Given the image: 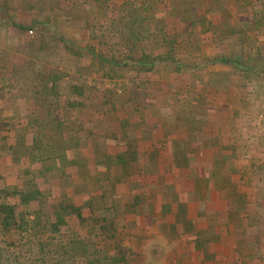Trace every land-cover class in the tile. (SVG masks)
I'll list each match as a JSON object with an SVG mask.
<instances>
[{"label":"trees","instance_id":"obj_1","mask_svg":"<svg viewBox=\"0 0 264 264\" xmlns=\"http://www.w3.org/2000/svg\"><path fill=\"white\" fill-rule=\"evenodd\" d=\"M119 1L109 14L104 5L107 0H88L87 9L76 8L81 4L78 0H0V16L7 25L23 32L38 25L40 34L51 36L49 41L39 44V49L55 51L58 63L65 64L69 71L74 69L68 75L65 97L57 91L60 72L36 71L44 75L43 91L55 98L51 101L48 97L40 104L48 118L31 119V123L29 119L0 120V264H129V250L124 246L127 223L120 225L118 220L125 217L120 207L128 195L133 197L125 203V212L137 217V221L145 220V241L147 232L155 225L166 224L169 230H175L174 222H169L172 205L157 203L163 192L157 191V184L144 180L145 171L152 174L156 170L152 167L157 165L153 159L163 154L162 147L154 149L156 143L149 145L155 152H144L146 144H142L140 137L147 134L151 138L154 134L139 117L143 113L140 97L157 96L162 91L152 78L159 71L181 74L183 67L191 64L199 68L215 63L243 74H261L257 63L261 61L259 50L255 55L250 54L252 50L240 51L239 55L220 54L189 62L188 51L197 46L189 34L191 26L172 34L163 26L158 31L161 39L156 40L151 32L145 36V22L149 25L152 17L147 15L141 21L143 14L137 5L129 0ZM255 1L250 16L262 21L264 0ZM32 9L28 24L14 21L15 15ZM56 15L62 22H57ZM40 16L45 18L38 23ZM254 31L257 29L251 27L250 36L240 44L248 48L254 44ZM70 32L81 33L80 38L70 37ZM159 44L164 50H153ZM83 74L85 82L94 81L91 86L84 83L83 87L89 88L91 107L97 115L87 121L83 117L85 104L75 99L77 94L83 95L79 84ZM185 102L182 105L188 110L185 123L189 127L191 105ZM49 110L56 113L52 120ZM81 133L87 148L83 159L77 150L81 148ZM130 136L139 139L129 143ZM48 138L53 141L51 144ZM65 142L70 144L68 149H64ZM70 150L75 155L68 160ZM179 152L183 156L192 153L191 148ZM55 172L60 175L53 177ZM159 208L161 216L154 218ZM137 221L132 224L136 226ZM180 224L182 233L191 236L193 223ZM142 234L135 233L138 239ZM194 237L195 251L201 258L215 254L214 247H207L209 240ZM244 241L257 246L254 236L248 235ZM217 248L222 252L223 247ZM184 255L178 251L171 253L176 263Z\"/></svg>","mask_w":264,"mask_h":264},{"label":"crops","instance_id":"obj_2","mask_svg":"<svg viewBox=\"0 0 264 264\" xmlns=\"http://www.w3.org/2000/svg\"><path fill=\"white\" fill-rule=\"evenodd\" d=\"M86 1L88 0H78L81 4L76 8H89ZM129 2L142 10L141 21H145L147 15L152 17L149 25L145 22V36L151 32L155 34L151 36L160 41L158 31L163 26L167 27L166 31L170 34L181 33L191 26L189 34L193 36L197 46L188 51L191 57L188 59L189 62L192 59H210L220 54L239 55L240 51L249 53L252 50L251 55L257 54V50L261 53V61L257 60L261 74H243L221 63L199 68L191 64L187 68L183 67L181 74L159 71L152 80L162 87L160 94L140 97L143 113L139 117L154 133L151 138L147 134L140 135L142 144H146L143 151H149L151 154L156 148L162 147L163 150V152L157 150L163 154L153 159L157 162V165H152L156 170L152 174L145 171L144 180L145 183L157 184V191L163 192L157 203L172 205L169 222H174L176 231L169 230L166 224L165 227L155 225L147 232L145 241V220L138 218L137 221V217L125 212V203L133 197L128 195L120 207L126 221L124 222L122 218L118 220L120 225L127 223L125 242L138 249L136 251L139 252V259L133 264H264V138L253 127V118L264 106V18L259 21L250 16L257 2L255 0H129ZM118 3L119 0H107L104 5H107L109 14L115 10ZM261 9H264L262 4ZM202 11H205L204 15L198 16ZM32 13L33 9L15 15L14 21L26 25L31 21ZM55 17L58 19L57 22H62L58 15ZM44 18L45 16H40L38 23ZM3 19L0 16V120L29 119L31 123V119L48 118L45 117L40 104L48 97L51 101L55 98L43 91L46 87L42 82L44 75L36 74V71L60 72L62 78L56 82L57 91L58 95L65 97L68 83L66 72L68 75L69 72L73 73L74 69L69 71L65 64L58 63L56 58L59 55L55 51L39 49V44L49 41L51 36L40 34L37 31L40 28L38 25L23 32L7 25ZM251 27L257 31H254V44L248 42V48L240 44V41L250 36L248 31ZM29 31H32V34L29 35ZM68 35L79 39L81 33L70 32ZM250 40L252 41V38ZM7 42L6 47L10 46V42L11 48L5 47ZM27 46L32 47V59L25 54ZM153 50L163 51L164 48L159 44ZM27 66L31 70H28ZM204 73H208L209 79L203 85H199L197 79L202 78ZM27 76L36 81L33 89L24 85ZM84 83L85 79L81 78L79 84L82 86ZM167 84H170L169 88L165 87ZM80 97L83 95L77 94L75 99L84 104ZM38 98L41 100L39 103ZM90 100L92 103L91 97ZM184 101L191 105L192 118L189 127L185 123L188 120V117H185L188 110L182 105ZM49 114L52 117L49 120L54 119L56 114L54 110H49ZM83 117L87 121L97 115L91 106L89 108L85 106ZM82 133L79 141L81 148L77 149L81 155L80 159H83V154L87 152ZM157 137L159 139H156ZM136 138L139 139L130 136L129 143ZM122 143L124 142L118 144ZM152 143H156L154 149L149 147ZM67 144L66 142L63 144L64 149L70 146L68 142ZM190 148L192 151L190 155L183 156L179 152L184 150L187 152ZM72 151L74 150L67 152L68 160L73 159L75 155ZM58 175L60 172L52 174L53 177ZM172 198L175 201L171 202ZM139 210L143 211L140 208ZM161 213L159 208L155 210L153 217L160 218ZM134 221L139 224L134 226L132 224ZM179 222L193 223L191 236L186 232L182 233ZM137 232L143 233L139 239L135 235ZM178 232L182 234L177 236ZM193 234L199 239L209 240L207 247H214L212 249L215 254L208 256V259L201 258L198 251H195L197 242ZM248 235L255 237L257 246L249 243L252 245L250 248L244 241ZM187 238L191 240L189 243L186 241ZM216 240L218 242L213 243ZM144 247L145 257L142 255L141 258ZM217 247H223L222 252ZM175 251L185 254L179 263L171 256ZM189 254L193 256L190 257Z\"/></svg>","mask_w":264,"mask_h":264},{"label":"rangeland","instance_id":"obj_3","mask_svg":"<svg viewBox=\"0 0 264 264\" xmlns=\"http://www.w3.org/2000/svg\"><path fill=\"white\" fill-rule=\"evenodd\" d=\"M30 35V34H29ZM236 37L238 38V36L236 35ZM5 42V41H4ZM8 45V42L7 43H5V47ZM9 47H6V48H11V44H10V42H9ZM31 46H27V48L25 49V54L27 55V56H29L31 59H32V52H31ZM194 57H198V58H201L202 56H194ZM209 57H212V56H209ZM27 68H28V70H31V68L30 67H28L27 66ZM82 70H85V66H83L82 65ZM68 75H69V73H68ZM68 75H67V72H66V76H67V80H69V77H68ZM209 75H208V73H204L203 74V77L202 78H200V79H197L198 81H199V85H203V83L204 82H206L208 79H209V77H208ZM86 76L83 74V77L82 78H85ZM66 80V79H65ZM66 80V81H67ZM40 81V80H39ZM62 81V80H61ZM81 81V80H80ZM91 81V82H90ZM90 81H86L85 82V84H87V86H88V84L91 86L93 83H94V81H92V80H90ZM35 83H36V81H33L32 79H30L28 76H27V78H26V80H24V85L26 86V85H28L31 89H33V87H34V85H35ZM78 83V82H77ZM140 83V82H139ZM119 84V83H118ZM121 84V83H120ZM59 85H61V83H59ZM81 85V84H80ZM125 85H128V82H126L125 83ZM105 86L106 87H108L109 86V84H108V82H106V84H105ZM202 87H204V86H202ZM81 88H82V91H83V97H80V99L84 102V104H85V106L87 107V108H89L90 106H91V100H90V95H89V88H87V87H83V85L81 86ZM37 101H38V103L41 101L40 100V98H38L37 99ZM37 116V115H36ZM52 118V117H51ZM253 127H254V129L259 133V134H261L262 136H263V138H264V106H262L261 107V109L259 110V112L257 113V115L253 118ZM47 142H50V143H52V140L50 139V138H48L47 139ZM66 145H68L67 143H66ZM263 159H264V152H263ZM131 244H129L128 242H125L124 243V246H125V248H127L128 250H129V252H128V255H127V257H128V259H129V264H133L136 260H138L139 259V252L138 251H136V250H138L137 248H135L133 245H131V246H133V247H131L130 246ZM138 252V253H137ZM142 254H141V258H143V257H145V247H144V249H143V251L141 252ZM142 255H143V257H142ZM133 261V262H132Z\"/></svg>","mask_w":264,"mask_h":264},{"label":"built area","instance_id":"obj_4","mask_svg":"<svg viewBox=\"0 0 264 264\" xmlns=\"http://www.w3.org/2000/svg\"><path fill=\"white\" fill-rule=\"evenodd\" d=\"M29 34H32V31H29Z\"/></svg>","mask_w":264,"mask_h":264}]
</instances>
